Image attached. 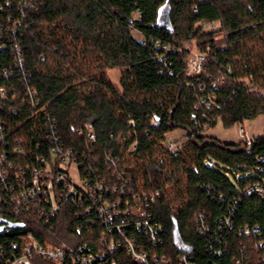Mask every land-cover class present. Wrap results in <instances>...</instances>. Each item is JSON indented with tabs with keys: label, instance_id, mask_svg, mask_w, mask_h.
I'll list each match as a JSON object with an SVG mask.
<instances>
[{
	"label": "trees",
	"instance_id": "trees-1",
	"mask_svg": "<svg viewBox=\"0 0 264 264\" xmlns=\"http://www.w3.org/2000/svg\"><path fill=\"white\" fill-rule=\"evenodd\" d=\"M192 43L205 56L199 75H188ZM0 89L9 150L21 139L24 164L58 144L90 176L159 193L149 208L163 228L158 254L264 264V135L248 146L208 134L264 115V0H0ZM85 204L66 201L54 216L0 204V220L23 223L0 233V264L30 232L42 243L98 236L105 226Z\"/></svg>",
	"mask_w": 264,
	"mask_h": 264
},
{
	"label": "built area",
	"instance_id": "built-area-1",
	"mask_svg": "<svg viewBox=\"0 0 264 264\" xmlns=\"http://www.w3.org/2000/svg\"><path fill=\"white\" fill-rule=\"evenodd\" d=\"M188 62V75H199L204 71L203 54H192ZM216 89L217 82H214L209 95L204 98L208 108L216 104ZM0 91L4 93L3 89ZM3 127L0 116V204L10 206L15 213L36 208L42 216L46 210L48 215L54 216L60 214L66 201L75 205L88 203L84 205L85 211L94 212L105 226L98 236L91 233L89 242L76 241V235H70L68 242L56 239L42 243L30 232L23 236L22 244H13L12 257L6 264H32L36 257L55 264H120V255H125L134 264H195L188 250L181 249L175 260L155 251L162 243L163 228L151 218L149 208L158 198V192L141 194L128 189L122 175L115 174L111 181L101 178L97 172L90 176L91 171L82 170L84 164L75 151L58 144L48 151V157H37V164H24L21 158L28 154L22 140L16 141L10 151ZM239 133L246 136L245 143L250 146L254 138H247V130L242 124ZM93 135L89 133L91 139ZM49 138L60 140L55 133ZM174 147L175 142H170L169 148ZM107 160L112 165L118 161L113 156ZM72 167L79 172L77 179L70 173ZM260 193L264 198V190ZM77 231L79 234L82 229Z\"/></svg>",
	"mask_w": 264,
	"mask_h": 264
},
{
	"label": "rangeland",
	"instance_id": "rangeland-1",
	"mask_svg": "<svg viewBox=\"0 0 264 264\" xmlns=\"http://www.w3.org/2000/svg\"><path fill=\"white\" fill-rule=\"evenodd\" d=\"M134 36L137 37L138 39H143L142 35L138 31H134ZM187 48L191 50V55L199 53L198 51H196V46L194 43L188 45ZM119 74H120V71L118 69L109 71L110 77L116 83L119 82ZM242 125L247 130L248 139H253L257 136L264 135V115L262 114H259L253 120L245 121ZM239 128H240V124H236L231 127H225L222 125L221 122H218L215 127L211 128L208 131V134L211 136L217 137L223 142H229V144L239 143L241 141H243L244 143L246 141V136L244 135L242 136L239 133ZM184 134H185L184 131L178 129L169 135V140L175 142V140L180 139ZM70 173L75 179H77L79 176L78 175L79 172L76 167H72Z\"/></svg>",
	"mask_w": 264,
	"mask_h": 264
},
{
	"label": "water",
	"instance_id": "water-1",
	"mask_svg": "<svg viewBox=\"0 0 264 264\" xmlns=\"http://www.w3.org/2000/svg\"><path fill=\"white\" fill-rule=\"evenodd\" d=\"M166 27L171 29V23L167 22ZM0 224H1L0 233H3L6 230V228H8V227L11 228V229H13V228L18 229V228H22V226H23V223L22 224H20V223H7L4 220H0ZM178 230H179L178 229V225L175 223V226H174V229H173V236L177 240H178V235H179V231Z\"/></svg>",
	"mask_w": 264,
	"mask_h": 264
},
{
	"label": "flooded vegetation",
	"instance_id": "flooded-vegetation-1",
	"mask_svg": "<svg viewBox=\"0 0 264 264\" xmlns=\"http://www.w3.org/2000/svg\"><path fill=\"white\" fill-rule=\"evenodd\" d=\"M1 226V225H0Z\"/></svg>",
	"mask_w": 264,
	"mask_h": 264
}]
</instances>
